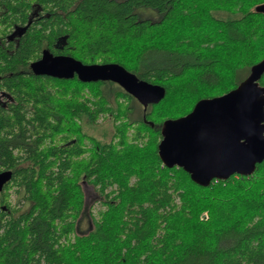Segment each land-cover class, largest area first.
Wrapping results in <instances>:
<instances>
[{
	"label": "trees",
	"instance_id": "obj_1",
	"mask_svg": "<svg viewBox=\"0 0 264 264\" xmlns=\"http://www.w3.org/2000/svg\"><path fill=\"white\" fill-rule=\"evenodd\" d=\"M262 1L0 0V264H264V159L201 186L157 154L165 119L264 57ZM44 49L119 63L164 96L143 107L110 80L34 74ZM99 118L108 139L86 133ZM82 182L101 207L78 234Z\"/></svg>",
	"mask_w": 264,
	"mask_h": 264
},
{
	"label": "water",
	"instance_id": "obj_2",
	"mask_svg": "<svg viewBox=\"0 0 264 264\" xmlns=\"http://www.w3.org/2000/svg\"><path fill=\"white\" fill-rule=\"evenodd\" d=\"M254 10L264 13V1ZM30 67L37 75L113 81L143 107L157 103L165 93L162 85L139 79L116 62L83 63L70 55L44 49ZM263 73L264 57L251 65L236 87L201 98L186 114L165 119L157 143L162 164L183 168L201 186L234 173L252 174L256 164L264 159V85L259 84ZM11 175L10 169L0 171V191Z\"/></svg>",
	"mask_w": 264,
	"mask_h": 264
},
{
	"label": "rangeland",
	"instance_id": "obj_3",
	"mask_svg": "<svg viewBox=\"0 0 264 264\" xmlns=\"http://www.w3.org/2000/svg\"><path fill=\"white\" fill-rule=\"evenodd\" d=\"M117 84V83H115ZM138 101V100H137ZM98 123L87 126L86 133L93 135L101 140L108 139L112 132L111 122L106 118L97 119ZM104 135V136H103ZM82 188L85 194V208L81 213L80 217L76 222V233H85L91 227L89 211L95 215L96 211L99 207H101L99 201L97 200L98 195L96 190L92 187L88 182H82ZM199 218L201 220H205L208 218V212L206 210L202 211L199 214Z\"/></svg>",
	"mask_w": 264,
	"mask_h": 264
}]
</instances>
